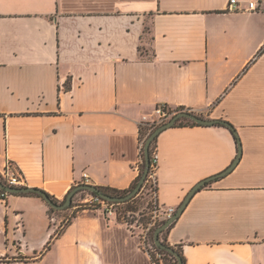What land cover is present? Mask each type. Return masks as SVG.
<instances>
[{
	"label": "crops",
	"instance_id": "obj_1",
	"mask_svg": "<svg viewBox=\"0 0 264 264\" xmlns=\"http://www.w3.org/2000/svg\"><path fill=\"white\" fill-rule=\"evenodd\" d=\"M255 1L228 11V0H0V172L11 161L25 187L58 201L84 172L87 184L127 189L143 115L165 104L223 119L234 132L200 124L157 136V201L176 210L241 149L164 238L185 264H264V0ZM48 208L32 194L0 202V264H151L118 214L88 205L64 224Z\"/></svg>",
	"mask_w": 264,
	"mask_h": 264
},
{
	"label": "water",
	"instance_id": "obj_2",
	"mask_svg": "<svg viewBox=\"0 0 264 264\" xmlns=\"http://www.w3.org/2000/svg\"><path fill=\"white\" fill-rule=\"evenodd\" d=\"M181 117H187L189 119H191L192 121L201 124V125H216V124H222L226 127H228L230 130H232L234 132V129L232 127V125L230 123H228L227 121L223 120V119H219V118H206L203 117L197 113L191 112V111H180L178 113H176L173 117H171L169 120H167L166 122L158 125L150 134L149 136L146 138L145 143H144V153H145V160H146V165H145V169H144V173L142 175V177L140 178L138 184L136 185V187H134V189L124 195V196H120V197H115V196H111L107 193H104L102 190H100L97 186L92 185V184H87V183H80L75 185L71 191L67 194L66 198L64 199L63 202L61 203H57L54 200H52L43 190L39 189V188H35V187H25V186H19V187H13V186H7L5 184L2 183L1 179H0V187L5 189L7 192L15 194V193H30V192H35L39 195H41V197L48 203V205H50L52 208L57 209V210H62L67 208L71 201H72V197L74 196L75 193H77L80 190H88L92 193H95L98 197L105 199L107 201L110 202H123L126 201L128 199H130L131 197H133L134 195H136L142 186V183L147 175L148 172V168H149V163H150V158H149V146L151 141L158 136V134L160 132H162L163 130L174 126V124L176 123V121L181 118ZM240 154H241V149H240V144H238V155L235 158V160L231 163L230 166H228L225 170L221 171L220 173H217L215 175H211L209 177H206L205 179L199 181L190 191L189 193L186 195V197L184 198V200L182 201V203L179 205V207L177 208V210L173 213V215H171L169 218H167L159 227H157L154 231V235H153V239L155 244L157 245V247H159L160 249L166 250L169 253H172L173 255H175L178 259L177 264H183L182 263V259L180 257V255L178 254V252H176L171 246L164 244L160 238H159V233L164 230L165 228H167L169 225H171L177 218L178 216L182 213L183 209L185 208L188 200L190 199V197L193 195V193L195 192L196 189H198L201 185L208 183L220 176L225 175L226 173H228L235 165V163L239 160L240 158Z\"/></svg>",
	"mask_w": 264,
	"mask_h": 264
},
{
	"label": "built area",
	"instance_id": "obj_3",
	"mask_svg": "<svg viewBox=\"0 0 264 264\" xmlns=\"http://www.w3.org/2000/svg\"><path fill=\"white\" fill-rule=\"evenodd\" d=\"M240 1L239 0H228L227 2V10L228 11H237V10H253L256 8L257 3L255 0H248L247 5L245 8H241L239 6ZM169 107L165 104L157 105L153 112L149 115H143L140 125L142 124H148L153 125L154 127L166 120L168 117L166 115L165 110H167ZM142 142H140V148L142 147ZM152 165H151V172L148 176V181H152L154 185H156V170L158 167V153L156 148L153 151L152 154ZM0 179L3 184L7 186H13V187H19L24 186V177L20 174V172L16 169V167L13 165L11 161H7L4 165V168L0 172ZM83 179L85 180L84 183H88L89 176L86 172L83 173ZM152 197H151V221L147 223L146 228L143 233L138 234L139 235V241L140 246L142 250L148 255L150 258L151 264H165L163 260V253H161L157 245L151 241L150 232L153 226H155V221L158 220H166L169 218L173 213L176 211V208L173 206H161L157 201V195L156 191L152 190ZM9 192H7L5 189L0 187V202L6 201L7 197L9 196ZM92 201L96 203L98 207H102L104 212H106L107 215H111L112 213H116L114 210V204L105 202L104 200L100 199L98 196L92 197ZM128 225V227L132 228L135 227L134 224L137 223H130L124 219L125 216H120ZM157 222V221H156ZM131 224H133L131 226ZM134 230V229H133Z\"/></svg>",
	"mask_w": 264,
	"mask_h": 264
},
{
	"label": "trees",
	"instance_id": "obj_4",
	"mask_svg": "<svg viewBox=\"0 0 264 264\" xmlns=\"http://www.w3.org/2000/svg\"><path fill=\"white\" fill-rule=\"evenodd\" d=\"M262 51V50H261ZM260 51V52H261ZM182 109H184V108H182V107H180V108H177V111H179V110H182ZM185 110H188V109H185ZM183 125H200V124H198V123H196V122H194V121H192L191 119H189V118H187V117H181V118H179L177 121H176V123L174 124V126H183ZM217 125H222V124H217ZM222 126H224V125H222ZM157 127V126H156ZM156 127H154L153 125H148V124H142V125H139V139H140V142H142L143 144H142V147L140 148V160H139V163H138V170H139V173H138V175L136 176V178L134 179V181L132 182V184L130 185V187H128L127 189H114V188H110V187H102V186H97L100 190H102L104 193H107V194H109V195H111V196H115V197H120V196H124V195H126V194H128V193H130L133 189H134V187H136V185L138 184V182H139V180H140V178L142 177V175H143V173H144V169H145V165H146V160H145V153H144V143H145V140H146V138L149 136V134L156 128ZM156 142H157V137H155L152 141H151V143H150V146H149V158H150V163H149V168H148V172H147V175H146V177H145V179H144V181H143V183H142V186H141V189H140V191L139 192H142L144 189H145V187H146V184H147V180H148V176H149V174H150V172H151V165H152V154H153V151H154V149L156 148ZM74 187V186H73ZM73 187H71V189L73 188ZM71 189L68 191V193L71 191ZM152 190H155L156 191V185H153V189ZM80 191H85L86 193H88V194H90V195H92V196H94V197H96L97 195L95 194V193H92V192H90V191H88V190H80ZM79 191V192H80ZM138 192V193H139ZM46 193V192H45ZM67 193V194H68ZM137 193V194H138ZM22 194H32V195H36V196H39V197H41V195H39V194H37V193H35V192H30V193H22ZM52 200H54L55 202H58V200L57 199H55L53 196H51V195H49L48 193H46ZM67 194L65 195V197H64V199L66 198V196H67ZM137 194L136 195H134L133 197H131L130 199H128V200H126V201H123V202H110V201H107V200H105V199H102V198H100V199H102V200H104L105 202L107 201L108 203H113L114 205H116V204H119V203H121V204H129L130 202H132L134 199H135V196H137ZM148 195H149V192L147 193ZM42 198V197H41ZM64 199H63V201H64ZM149 209H151V201H149ZM47 205H48V203H47ZM88 205H94V207L96 208L97 207V205H96V203H94V204H91V203H89ZM88 205H86L85 207H87ZM73 206V204H70L67 208H69V207H72ZM48 214H49V216H50V218L52 217V215L50 214V211H53V210H55L54 208H52L50 205H48ZM85 207H80L79 209H82V208H85ZM72 216H74V213H73V215ZM69 222V221H68ZM164 221H162L161 222V224L163 223ZM138 225V224H137ZM172 226V224L171 225H169V227H167V228H165L164 230H162L160 233H159V238H160V240L164 243V244H166V245H169L168 243H166V240H165V238H164V233L170 228ZM61 232V231H60ZM60 232H56L55 234H53L52 236H51V238H50V240H49V243H48V246H47V248L50 246V244L52 243V240L54 239V238H56L59 234H60ZM151 241L154 243V245H155V242H154V239H153V237L151 236ZM169 246H171V245H169ZM176 252H178V254L180 255V257H181V259H182V263L183 264H185V261H184V257H183V255H182V250H181V247L179 246V245H174V246H171ZM158 248V250L161 252V253H163V260H164V263L165 264H177V262H178V259H177V257L175 256V255H173L172 253H169L168 251H166V250H163V249H160L159 247H157Z\"/></svg>",
	"mask_w": 264,
	"mask_h": 264
},
{
	"label": "rangeland",
	"instance_id": "obj_5",
	"mask_svg": "<svg viewBox=\"0 0 264 264\" xmlns=\"http://www.w3.org/2000/svg\"><path fill=\"white\" fill-rule=\"evenodd\" d=\"M180 111H191V110L182 109V110L177 111V109H172L170 107L167 110H165L166 115L168 117L166 118L164 122L169 120L171 117H173L176 113ZM153 185L154 184L151 180L148 181L145 189L142 192H139L137 196H135V199L132 202L126 205L119 203V204L114 205L113 207L116 214H118L119 216H125L124 219L126 221L133 223V224L134 223L138 224V225L134 224L135 227H133L134 231H136L138 234L143 233L142 231H144V229L146 228L147 223L151 221V212H150V209L148 208L149 207L148 203L149 201H151V197H152L151 191L153 189ZM148 192H149V195L147 194ZM92 197L94 196L86 193L85 191H80V192L78 191L72 197V201L70 203V204H73L72 207L65 208L62 210L55 209L53 211H50V214L52 215L53 219L57 218L58 216H64L63 221L61 223L67 224L70 218L72 217L74 211H76L80 207H85L89 203L94 204V201H92ZM61 202H63V200L58 201L57 203H61ZM158 220H156L157 222L155 221V226H153L151 229L150 236L152 237L154 235L155 229L161 225L162 221H158ZM133 224H131V226ZM60 230H62V228Z\"/></svg>",
	"mask_w": 264,
	"mask_h": 264
}]
</instances>
